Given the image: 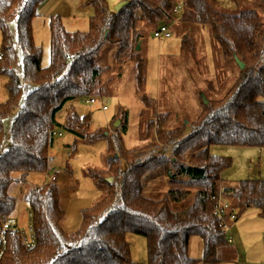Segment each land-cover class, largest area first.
<instances>
[{"label": "trees", "instance_id": "obj_1", "mask_svg": "<svg viewBox=\"0 0 264 264\" xmlns=\"http://www.w3.org/2000/svg\"><path fill=\"white\" fill-rule=\"evenodd\" d=\"M48 1L0 0V74L9 78V99L0 104V151L5 119L23 104L12 125V145L0 154V235L2 220L16 216L19 201L11 191L22 187L20 200L30 208L36 236V246L27 250L18 234L6 233L7 249L0 264H133L129 234L146 238L147 264L218 262L220 250L232 244L216 214L219 197L240 213L256 208L264 218V181L229 184L222 173L233 160L214 156L209 148L195 150L203 142L209 147L264 150V18L255 10L223 11L216 0H134L120 12L112 10L107 0H86L84 8L94 11L87 32L70 33L60 16L49 18L51 63L44 67L34 20ZM180 4L184 11L178 25H173V10ZM12 22L17 25L22 80L15 71L18 57ZM162 24L186 30L180 56L191 57L196 64L198 46L192 35L206 27L220 48L223 63L236 64L234 80L227 83L220 76L207 80L211 98L206 93L201 97L207 105L204 102L199 115L178 128L168 127L173 120L170 112L150 118L144 124L142 145L135 149L126 148L123 138L114 134L92 133L90 116L71 114L63 125L65 130L89 143L106 138L110 146L105 170H90L105 195L83 211L81 228L69 233L63 226L66 216L56 181L28 184L31 175L50 173L53 132L60 125L57 114L79 100L108 97L116 78H105L109 68L97 63L108 44L118 47L115 61L121 69L135 64L144 110L151 111L154 101L145 94L147 61L137 47L148 29L155 33ZM27 85L33 88L25 96ZM160 174L170 178L172 187L154 199L146 194L145 178ZM193 237L203 240L202 260L190 255Z\"/></svg>", "mask_w": 264, "mask_h": 264}, {"label": "rangeland", "instance_id": "obj_2", "mask_svg": "<svg viewBox=\"0 0 264 264\" xmlns=\"http://www.w3.org/2000/svg\"><path fill=\"white\" fill-rule=\"evenodd\" d=\"M67 1V0H66ZM134 0H107L112 10L121 3H129ZM219 9L237 14L242 11L255 10L264 18V0H216ZM80 0H68L61 7L63 24L70 33L87 32L89 30V15L81 6ZM48 18L39 17L34 20V36L38 46L43 50L42 65L47 67L51 63V30ZM178 25V22L176 23ZM14 47L17 51V63L15 71L19 78L23 79L20 50L17 38L16 22L10 24ZM186 30L182 26L173 28V37L170 40L156 39L154 30L148 29L141 40L142 56L146 59V86L145 94L153 100L154 107L151 111L144 110L141 101L142 93L138 88L137 72L135 64H127L121 69L115 61L118 47L108 44L97 58V63L103 68H109L108 77H115L116 81L109 86L108 97H100L97 104H87L86 100H79L67 105L57 114L54 132L62 133V137H54L50 148V174L54 169L60 171L57 187L60 191V204L65 212L63 222L64 229L69 232H77L83 221V211L93 208L104 197L102 188L91 176L90 170H105L110 142L106 138H100L94 142H86L69 133L63 125L67 118L74 112L81 116H90V129L92 133L100 132L105 136L108 133L122 137L126 148L135 149L142 145L141 138L145 134L144 124L150 118L155 119L160 113L170 112L173 120L169 128H178L188 120H194L203 109V94L206 91V81L221 80L231 83L234 73L237 71L236 64L223 63L219 46L212 39L208 29L201 27L194 32V39L198 46V64L190 58L180 56L181 43ZM0 55H2V33L0 31ZM121 75V76H120ZM9 78L0 74V104L8 101L9 94L7 83ZM33 88L26 86L25 96ZM24 102V99H23ZM102 105L108 107V111L102 110ZM23 104L7 117L4 122L5 141L0 154L9 150L12 145L11 129L17 114ZM120 119L115 123V118ZM125 122L122 125V120ZM121 121L120 127L115 124ZM127 121V122H126ZM143 125V126H142ZM114 127L118 131H114ZM210 149L214 156L231 158L233 165L222 173V179L234 185L244 180L264 181V158L257 156L259 149L238 148L233 146H212L207 142L201 143L195 153ZM72 154V156L70 155ZM48 172V173H49ZM49 174L29 177V185H47ZM170 178L164 174L149 175L145 178L146 194L154 199L162 198L170 189ZM22 187H15L11 194L18 201L16 216L19 226L29 233L31 213L28 205L20 200ZM238 211V210H237ZM240 225L233 223L230 231H226L228 238L236 244L220 250L217 256L218 262L199 264H264V218L260 217L259 210L250 208L243 213L238 211ZM132 245L133 264H147V240L137 234H129L127 237ZM237 242L239 245H237ZM236 252V258L234 257ZM190 255L195 259L202 260L204 257V244L200 237H193L190 244Z\"/></svg>", "mask_w": 264, "mask_h": 264}, {"label": "built area", "instance_id": "obj_3", "mask_svg": "<svg viewBox=\"0 0 264 264\" xmlns=\"http://www.w3.org/2000/svg\"><path fill=\"white\" fill-rule=\"evenodd\" d=\"M184 11V4H180L178 6H176L173 10V25L176 24L179 19H180V15L183 13ZM178 17V18H177ZM154 37L156 39H165V40H170L173 37V33H172V25H167V24H162L154 33ZM3 60L2 55H0V61ZM100 100V98L92 96L88 99H86V103L87 104H97V102ZM102 110L104 112L108 111V107L105 105H102ZM53 136L54 137H62L63 134L62 133H56L53 132ZM60 175V171L57 169H54L51 174L49 173V183L51 184L55 181L58 180ZM238 211L232 208V205L229 201H227L226 199H224L222 196L219 197L218 199V208L216 211V214L218 215V217L223 221V223L225 224V229L227 231H230V225H229V221L235 222L238 219ZM2 233L0 235V261L3 259L6 249H7V243H6V233L12 232V233H16L20 236L21 240H22V244L23 246L27 249V250H31L36 246V236L33 230V226H32V219H31V224H30V228H29V233L25 230H23L20 226H19V220L15 219V218H4L2 220ZM230 242L232 243V239L230 240ZM237 264H241L240 262H238Z\"/></svg>", "mask_w": 264, "mask_h": 264}, {"label": "crops", "instance_id": "obj_4", "mask_svg": "<svg viewBox=\"0 0 264 264\" xmlns=\"http://www.w3.org/2000/svg\"><path fill=\"white\" fill-rule=\"evenodd\" d=\"M67 1L66 0H50V1H48L47 3H45L41 7V9L39 11V16L37 18L42 16L44 18H48L47 20H49V18L51 16H56L57 15V16H60L63 19V14H61L63 12L59 13L58 11L59 10L61 11V7L65 6V3ZM80 1H81V3H80L81 6L84 8V4H85L86 0H80ZM84 9L87 10L88 15H89L88 18L90 19L94 15L93 9H91V8H84ZM259 155H260L261 159L264 158V150H259L258 153H257V156H259ZM239 220H240V216H238L237 221H235V223L237 222V224L235 225L236 227H238L240 225L239 224L240 223ZM233 223L234 222L229 221L230 227L232 226ZM190 244H191V242H190ZM233 244H236V240L234 238H233L232 245ZM237 245H239L238 242H237ZM234 257L236 258V252L235 251H234Z\"/></svg>", "mask_w": 264, "mask_h": 264}, {"label": "water", "instance_id": "obj_5", "mask_svg": "<svg viewBox=\"0 0 264 264\" xmlns=\"http://www.w3.org/2000/svg\"><path fill=\"white\" fill-rule=\"evenodd\" d=\"M127 4L128 3H126V2L121 3L118 7H116V9H115L116 12H120L124 7L127 6ZM141 44H142L141 42L138 44V47H137V52L138 53L141 51ZM237 63L240 66L241 69H244L245 68L244 64H242L239 60H237ZM203 99H204L205 104L207 105L206 99L205 98H203ZM120 124H121V121L117 122L115 124V128L120 127ZM109 181L112 182V179H110Z\"/></svg>", "mask_w": 264, "mask_h": 264}]
</instances>
